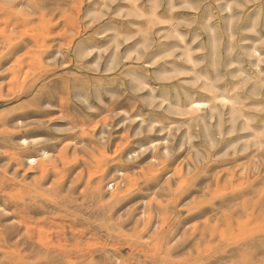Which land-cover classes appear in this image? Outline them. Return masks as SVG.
I'll use <instances>...</instances> for the list:
<instances>
[{
    "label": "rangeland",
    "instance_id": "rangeland-1",
    "mask_svg": "<svg viewBox=\"0 0 264 264\" xmlns=\"http://www.w3.org/2000/svg\"><path fill=\"white\" fill-rule=\"evenodd\" d=\"M136 2L145 14L128 0H0V264H264V150L224 155L169 123L152 99V2Z\"/></svg>",
    "mask_w": 264,
    "mask_h": 264
},
{
    "label": "bare ground",
    "instance_id": "bare-ground-1",
    "mask_svg": "<svg viewBox=\"0 0 264 264\" xmlns=\"http://www.w3.org/2000/svg\"><path fill=\"white\" fill-rule=\"evenodd\" d=\"M128 1L133 15L145 14L136 0ZM150 1L152 9L148 18L158 37L152 36V42H155L152 64L156 65L153 74L161 87L157 94L152 88V99H159V106H163L166 113L178 116H166L169 123L185 122L189 141L203 135L211 146L223 143L221 151L224 155L232 154L239 158L238 155L244 153L251 155L264 150L262 1L216 0L218 11L215 12L208 4L199 12L197 10L203 0H166L167 10L163 13L159 10L161 0ZM180 6L197 12L191 17L176 14L174 10ZM182 23L187 26H182ZM146 34L144 40L149 39ZM150 66L147 62L140 70L130 68L131 80L146 84ZM152 122L161 123L162 120L155 117ZM164 141V153L168 155V139ZM20 142L25 146L38 144L35 138L25 136ZM39 151L42 155L47 154L43 148ZM28 159L31 163L38 160L36 156ZM222 162L229 164L232 161ZM254 163V170H258L257 163ZM215 181L218 184L221 179L215 178ZM242 181L240 183L244 184ZM262 184L256 182L255 187Z\"/></svg>",
    "mask_w": 264,
    "mask_h": 264
}]
</instances>
